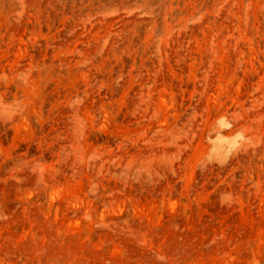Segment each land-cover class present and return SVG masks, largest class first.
<instances>
[{
    "label": "rangeland",
    "instance_id": "obj_1",
    "mask_svg": "<svg viewBox=\"0 0 264 264\" xmlns=\"http://www.w3.org/2000/svg\"><path fill=\"white\" fill-rule=\"evenodd\" d=\"M0 264H264V0H0Z\"/></svg>",
    "mask_w": 264,
    "mask_h": 264
}]
</instances>
